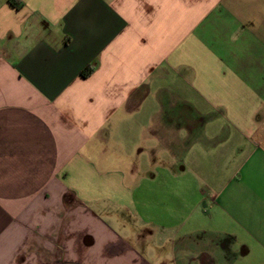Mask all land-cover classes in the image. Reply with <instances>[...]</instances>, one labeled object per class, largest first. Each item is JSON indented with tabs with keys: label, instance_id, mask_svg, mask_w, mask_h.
<instances>
[{
	"label": "crops",
	"instance_id": "0c3cea01",
	"mask_svg": "<svg viewBox=\"0 0 264 264\" xmlns=\"http://www.w3.org/2000/svg\"><path fill=\"white\" fill-rule=\"evenodd\" d=\"M13 1L0 264H264V0Z\"/></svg>",
	"mask_w": 264,
	"mask_h": 264
},
{
	"label": "trees",
	"instance_id": "16d2710c",
	"mask_svg": "<svg viewBox=\"0 0 264 264\" xmlns=\"http://www.w3.org/2000/svg\"><path fill=\"white\" fill-rule=\"evenodd\" d=\"M13 4H14L15 6H17V7L20 6V2L17 1V0H14V1H13ZM89 72H90V71H86V72L83 73V75L86 76L87 74H89Z\"/></svg>",
	"mask_w": 264,
	"mask_h": 264
}]
</instances>
